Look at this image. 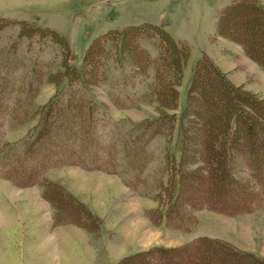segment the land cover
I'll use <instances>...</instances> for the list:
<instances>
[{"label": "rangeland", "instance_id": "rangeland-1", "mask_svg": "<svg viewBox=\"0 0 264 264\" xmlns=\"http://www.w3.org/2000/svg\"><path fill=\"white\" fill-rule=\"evenodd\" d=\"M236 1L241 0H0V70H6L18 86L9 101L24 93L28 80L36 85L32 115L14 126L4 118L1 128L0 264H145L130 259L144 251L150 252L146 264H245L190 253L167 258L157 249L176 250L201 236L226 241L264 259V185L254 183L253 174L264 175L245 166L251 160L246 156L229 161L233 170L228 183L234 199L232 195L226 198V193L220 196L222 211L208 207L209 196L200 194L212 187L211 181H200L207 178L206 158L200 152L184 155L181 169L187 193L176 205L184 217L183 226L177 229L173 227L176 219L166 225L160 218L175 188L172 155L180 151L179 119L184 116L192 68L203 54L234 85L264 99L262 67L239 40L217 31L222 10ZM258 1L264 6V0ZM145 22L164 28L190 50L176 87L177 105L171 110L177 115L175 124L150 138L149 130L139 135L141 125L158 115L155 101L143 97L153 81L154 68L136 71L108 43L107 55L100 52L105 58L100 68L85 64L81 69L87 49L98 36ZM140 42L151 57L157 55L156 38ZM68 47L73 56L70 67ZM74 89L88 96L93 113L105 121L100 134L106 140L105 158H114L111 173L98 170L101 167L95 164L83 168L50 157L41 163L34 162L33 156L27 161L20 158L45 124L49 106H59L58 101L63 103ZM127 136H139L137 152L142 154L134 157L142 160L137 162V186L126 181L132 170L127 163L132 158L130 145L122 142ZM23 170L30 173L28 177ZM218 186L211 188L213 193L220 191ZM66 190L72 199L66 197ZM234 208L241 210L235 213Z\"/></svg>", "mask_w": 264, "mask_h": 264}, {"label": "trees", "instance_id": "trees-1", "mask_svg": "<svg viewBox=\"0 0 264 264\" xmlns=\"http://www.w3.org/2000/svg\"><path fill=\"white\" fill-rule=\"evenodd\" d=\"M217 31L229 39L239 40L244 50L250 53L264 70V6L258 0H241L226 6L217 20ZM145 38L157 39L155 57H151L150 52L141 45L140 41ZM107 44L109 46L114 44L116 55L122 62L129 60L136 67V71H143L142 69L145 70L149 66L154 68L153 81L149 82L148 90L143 93V97L148 102L155 101L158 115L154 120H148L146 124L141 125L142 130L139 136L145 135L144 132L147 130L151 131L149 138L162 128L169 131L177 118L176 113L171 110L177 105L176 87L190 54L188 45L176 41L164 28L152 23L127 25L98 36L87 49L81 69L85 68V64L86 66L99 65L100 68L101 63L105 61L100 52L107 55ZM71 52L69 48L68 67L73 61ZM96 61L97 64H95ZM0 67H3L2 63ZM28 81L29 84L22 89L24 93L19 98L16 97L14 101H9V97L18 90V86L13 85L14 81L9 75L7 76L6 70L5 72L0 70V148L3 147L1 128L4 118L6 123L10 120L8 125L14 126L24 123L32 115L31 100L36 94V85L31 84V80ZM70 92L63 103L58 101L59 106L55 103L49 106L45 114V124L20 158L27 161L32 159L28 157L33 156L34 162L41 163L45 158L50 157L76 163L83 168L95 164L101 167L98 170L111 173L110 165H113L114 158H105L106 140L100 134L105 121L93 113L95 107L87 95L80 96L77 89ZM181 114L184 116L179 119L180 151L178 156L172 155L175 160L173 170L176 175L172 180L175 188L171 196H168L167 212L160 214V218L162 217L166 225L171 224L172 219H176L177 223L173 227L177 229L183 226L181 220H184V217L179 216L176 210L177 200L187 193V186L184 185L186 176L181 169L184 155L191 154L192 157L193 153L200 152V156L206 158L203 163L208 165L205 170L207 178L200 179L202 184H207L209 180L212 187H215L222 181L223 184L218 186L219 192L216 190V193H213L212 187H209L208 192L200 193L204 197L207 193L211 200L208 201L207 206L217 210H225L224 206L218 203V198L224 197V193L227 195L226 198L232 195L231 198L234 199V191L232 192L228 183V179L230 181L232 177L233 166L229 163L232 158H243V156L251 158L245 162V166L250 169L254 167L264 175V99L242 86L234 85L214 60L205 53L192 68L187 104ZM131 136L123 138L122 141L129 144L132 151L130 153L132 158L127 159V163L132 165V170L126 175V181L128 185L137 186L140 174L137 162L140 163L142 160L134 157H139L142 153L137 152L139 136L133 139ZM105 153L109 156L110 150H106ZM23 172L27 177L30 174L25 173L24 170ZM2 173L6 175L5 170ZM253 175L254 183L260 184V187L264 185L262 175ZM35 180L36 178H31L29 181ZM224 184L228 186L225 188ZM66 192V197L72 199L70 192L67 190ZM196 193L198 194V191ZM240 210L234 208L233 212L239 213ZM149 215L152 218L151 210ZM182 230L185 231V229ZM157 249L164 254L163 257L167 258L181 253H190V255L199 254L205 259L210 256L221 260H242L245 264H264V259L249 252H242L226 241L212 237H196L176 250H167L162 247ZM149 253V251L135 253L130 256V259L132 261L139 259L146 264L148 260L145 257ZM150 259L153 257L150 256Z\"/></svg>", "mask_w": 264, "mask_h": 264}]
</instances>
